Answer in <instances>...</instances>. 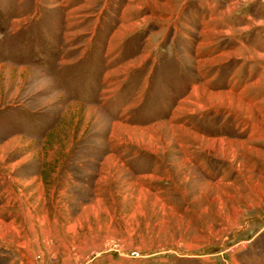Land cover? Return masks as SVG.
Listing matches in <instances>:
<instances>
[{"label": "rangeland", "instance_id": "rangeland-1", "mask_svg": "<svg viewBox=\"0 0 264 264\" xmlns=\"http://www.w3.org/2000/svg\"><path fill=\"white\" fill-rule=\"evenodd\" d=\"M0 264H264V0H0Z\"/></svg>", "mask_w": 264, "mask_h": 264}]
</instances>
